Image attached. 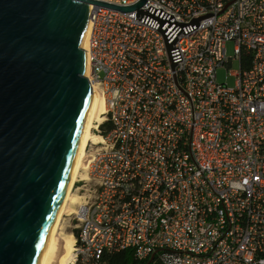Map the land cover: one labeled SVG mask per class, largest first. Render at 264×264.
Wrapping results in <instances>:
<instances>
[{"label": "built area", "instance_id": "2783aa9c", "mask_svg": "<svg viewBox=\"0 0 264 264\" xmlns=\"http://www.w3.org/2000/svg\"><path fill=\"white\" fill-rule=\"evenodd\" d=\"M139 10L89 4L108 128L75 180L85 193L65 264L126 248L160 264H264V0Z\"/></svg>", "mask_w": 264, "mask_h": 264}, {"label": "water", "instance_id": "95a60500", "mask_svg": "<svg viewBox=\"0 0 264 264\" xmlns=\"http://www.w3.org/2000/svg\"><path fill=\"white\" fill-rule=\"evenodd\" d=\"M144 3L0 0V264L36 263L70 169L92 97L80 48L89 4Z\"/></svg>", "mask_w": 264, "mask_h": 264}, {"label": "bare ground", "instance_id": "6f19581e", "mask_svg": "<svg viewBox=\"0 0 264 264\" xmlns=\"http://www.w3.org/2000/svg\"><path fill=\"white\" fill-rule=\"evenodd\" d=\"M89 31L90 23L87 19V24L80 48L86 50V62L83 76L90 81L92 97L87 106V110L85 111L70 169L63 183L59 197L55 203L52 216L47 226L44 240L42 242L41 249L35 264H65L66 261L71 257L70 252L72 249L73 240H71L69 236L59 235L58 229L64 212H77L72 209L71 203H77V198L80 196L73 195L71 190L78 174L80 173V169L85 171L87 168L88 164L85 154L86 146L88 142L93 144H98L101 142V137L98 134H93L91 132L92 127L96 128L97 124L102 122V114L105 111V105L101 91L98 90L96 83L90 80L91 73L88 56ZM83 178H86L85 174Z\"/></svg>", "mask_w": 264, "mask_h": 264}, {"label": "rangeland", "instance_id": "374dc122", "mask_svg": "<svg viewBox=\"0 0 264 264\" xmlns=\"http://www.w3.org/2000/svg\"><path fill=\"white\" fill-rule=\"evenodd\" d=\"M226 49H227V55H229V56L233 55V42L232 41L227 42ZM230 69L231 70L237 69V63L235 61H233L231 63ZM217 79L221 82H227V84L229 86H232L233 82H234V78L227 74L224 67H219L217 69ZM97 88L99 91H101L99 85H97ZM95 123L97 124L96 121H95ZM98 129H99V127H97V128L92 127L91 132L93 134H98V132H97ZM96 147L98 148V145L93 144L91 142H88L86 149H85L87 162H88L89 157H91V155H92V151H94ZM79 172L80 173L78 174L77 177L80 176L83 178L84 174H85V176H87L86 169H85V171L83 169H80ZM81 183H82V181L75 182V184L73 185L72 190H71V193H73V195L81 196L83 193H85L83 190L78 191V189H77V186L81 185ZM89 187H90L89 183L87 182L85 188H87L89 190ZM82 200H83V198L80 197V198H77V201H78L77 203H71L72 209L76 210L78 208L79 202ZM78 223H79V221H78V219L74 213H69L68 211L64 212V214L62 216V220L60 222L59 229H58L59 235L69 236L71 238V240H74L75 239L74 230L78 229V227H77Z\"/></svg>", "mask_w": 264, "mask_h": 264}, {"label": "trees", "instance_id": "16d2710c", "mask_svg": "<svg viewBox=\"0 0 264 264\" xmlns=\"http://www.w3.org/2000/svg\"><path fill=\"white\" fill-rule=\"evenodd\" d=\"M108 128V121H104L99 124L101 133H104L105 129ZM76 264H160L156 259H142L134 255L131 249H118L106 251L99 259H90L86 263L78 261Z\"/></svg>", "mask_w": 264, "mask_h": 264}, {"label": "crops", "instance_id": "0c3cea01", "mask_svg": "<svg viewBox=\"0 0 264 264\" xmlns=\"http://www.w3.org/2000/svg\"><path fill=\"white\" fill-rule=\"evenodd\" d=\"M150 259V258H149Z\"/></svg>", "mask_w": 264, "mask_h": 264}]
</instances>
